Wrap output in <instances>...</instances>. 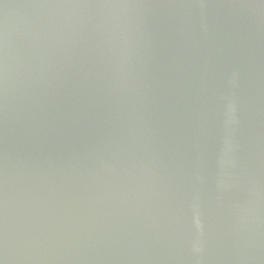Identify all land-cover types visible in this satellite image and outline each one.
I'll return each mask as SVG.
<instances>
[{
	"label": "water",
	"instance_id": "water-1",
	"mask_svg": "<svg viewBox=\"0 0 264 264\" xmlns=\"http://www.w3.org/2000/svg\"><path fill=\"white\" fill-rule=\"evenodd\" d=\"M0 264H264V0H0Z\"/></svg>",
	"mask_w": 264,
	"mask_h": 264
}]
</instances>
